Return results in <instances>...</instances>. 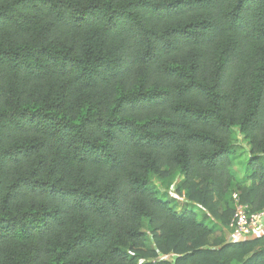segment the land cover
<instances>
[{"label":"trees","instance_id":"16d2710c","mask_svg":"<svg viewBox=\"0 0 264 264\" xmlns=\"http://www.w3.org/2000/svg\"><path fill=\"white\" fill-rule=\"evenodd\" d=\"M175 175L264 209V0H0V264H264Z\"/></svg>","mask_w":264,"mask_h":264},{"label":"rangeland","instance_id":"374dc122","mask_svg":"<svg viewBox=\"0 0 264 264\" xmlns=\"http://www.w3.org/2000/svg\"><path fill=\"white\" fill-rule=\"evenodd\" d=\"M237 144L240 146V148L236 151L235 155L233 156L231 167L234 170L237 179L241 182L244 181V185L248 187L251 182L250 180L251 172H247L245 169L246 162L249 158L248 143L246 140L242 139L239 136ZM172 180L175 181L173 183L175 184V186L173 187L174 189L170 188L173 184L170 187H166L163 183H160L158 180H154L152 182V185L157 189V191L159 192V195H161L163 192H166L165 195H163V197L167 200H170L177 210H181L184 207L190 210H194L199 213V219L203 220L208 226L210 227L215 226L216 231L212 233L211 235L207 236L204 241L205 247L217 248L219 245H222V243H224L223 238L225 239V243H226L227 241H226L225 234H224L225 228L223 225H224V222L226 221V218L232 212V209L229 208L228 205L225 204L224 202L222 201L218 202L216 201V199L213 200V207H212L213 210L212 211H210L209 209L203 208L199 206L198 204L185 199L183 189H180L181 190L180 193H177L175 187L177 186V183L181 181L180 177L178 178L177 175L173 177L169 176L168 181H170L171 183ZM233 192H236L234 187H232L229 193L227 194L226 196L227 200L230 199V196L232 195ZM232 205H233V202H232ZM150 245L151 243H148L146 248L147 249L150 248ZM158 254H161L164 256L166 255L169 258L173 255H176L173 252L162 253L159 251L157 252L154 261L157 260ZM143 260L144 259H140L141 262Z\"/></svg>","mask_w":264,"mask_h":264},{"label":"built area","instance_id":"2783aa9c","mask_svg":"<svg viewBox=\"0 0 264 264\" xmlns=\"http://www.w3.org/2000/svg\"><path fill=\"white\" fill-rule=\"evenodd\" d=\"M173 184L170 188L174 189ZM233 202V214L229 223L225 227V237L228 243H240L252 239L260 238L264 235V209L260 211H251L249 206L242 203L239 194L233 192L231 195ZM173 260L158 254L157 260Z\"/></svg>","mask_w":264,"mask_h":264}]
</instances>
